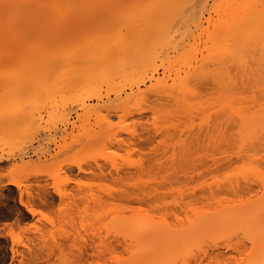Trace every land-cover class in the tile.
<instances>
[{
  "label": "rangeland",
  "instance_id": "1",
  "mask_svg": "<svg viewBox=\"0 0 264 264\" xmlns=\"http://www.w3.org/2000/svg\"><path fill=\"white\" fill-rule=\"evenodd\" d=\"M3 2L25 7L0 8V264H30L27 247L39 233L63 244L40 264H216L218 251L222 263L264 264L262 239L249 235L264 231V130L246 136L230 109L260 112L262 90L240 83L251 90L238 94L195 77L185 97L153 87L150 71L93 89L58 80L73 56L184 58L195 41L200 51L219 0ZM49 60L54 68L44 69ZM182 63L173 71L186 70ZM38 185L54 201L33 217L20 195ZM130 191L147 202L128 200ZM135 234L142 237L128 251Z\"/></svg>",
  "mask_w": 264,
  "mask_h": 264
},
{
  "label": "bare ground",
  "instance_id": "2",
  "mask_svg": "<svg viewBox=\"0 0 264 264\" xmlns=\"http://www.w3.org/2000/svg\"><path fill=\"white\" fill-rule=\"evenodd\" d=\"M259 3H260V0H219V4L217 6L219 17L215 23L216 28L214 27L215 28L214 30H211L210 33L209 32L207 33V35L208 34L209 35L203 41L204 43L201 41L203 44H202V48L200 49V51L198 50V47L195 45L197 43L195 41V44L190 45L191 49L186 50V51H191V54H190V52H188V54L185 52L187 55L185 57V55L183 53L185 51L184 50L182 52V55H184L183 56L184 58H182V56L178 57L179 61H178L177 57H175V58H177L176 60L174 57H172L173 60L176 61L175 62V61H172L171 60L172 58H170L168 56L162 57V56H158V54H157V56H155V54L150 55L149 53H148L149 55H147V56L145 55V56H141V57H137L138 55L137 56H134V55L120 56V54H119V56H117L116 54H114V55H112V54L111 55L110 54H107V55L101 54L99 56H97V55L92 56V54H91V56H87V57L81 56V58H79V57L73 58L74 57L73 56L72 58H66L63 60L64 66L62 65L63 67L61 66V68L64 70L62 73H65V74L62 75L63 77H60L61 79H58V80H62V78H64V80L62 82L64 83V85H67V86L70 84H73L75 86H79L81 84H87L89 87H91L93 89L92 85H95V83L98 82L97 80L103 81V79L104 80L106 78L109 79L112 76L115 77L116 74H117V76L122 75L126 78H129L131 76V74H135L137 72L140 73L141 71L142 72L143 71L144 72L150 71L151 75L149 76L150 77L149 79L154 81V82H151V84L154 85L153 87L158 88L159 91L165 90L166 88H169V87L172 88L171 90L177 89L178 92H180V90H181L182 92H180L179 94L182 93L185 97L190 94L191 87H190L189 83H190V80H191V82L195 81V77H196V80L198 78L203 79V77L205 78V80H206V77H207V79L211 78L218 85H220V88H222L228 92H235L238 94L239 93L243 94L244 92H247L249 89L251 90V88H247L248 85L250 84L249 87H253V88H254V86L258 87L259 90L260 91L262 90L264 93V87H263L264 85L260 87L262 81L264 83V18L261 17L259 8L244 7V5H247V4L258 5ZM150 21H151V19H150ZM198 43H200V42L198 41ZM142 44H143V42H142ZM141 48H142V46H141ZM193 49H196V52H195V50H194V52H192ZM202 49H203V51H202ZM197 51H199L200 53ZM198 53L201 55V57H199ZM121 55H123V54L121 53ZM57 59H59V58H57ZM42 60H45V59H42ZM49 61H51V60H49ZM40 62H42V61H40ZM53 62L55 63V61H51L50 63H46V64L40 63V64H42V66L45 65L44 69L50 70V69H52L51 67H53ZM179 62H181V63L183 62L182 64L185 63L187 66V69L186 70L181 69V68L179 69V67L178 68L176 67L175 68L176 72L173 71V66L175 67L176 66L175 64L179 63ZM56 64H58V63L56 62ZM185 64H184V66H185ZM60 65L61 64H59L58 66L56 65V66L59 68ZM162 66L164 68L163 69L164 71L162 72V74H160V69ZM58 68H56V69L58 70ZM59 70H60V68H59ZM181 70H184L183 71L185 73L184 75L181 74ZM43 71H40V72H43ZM172 72H175V74L173 73L175 75V77L172 78L173 84H170L169 81L172 77ZM140 76H139V78H140ZM124 80H125V78H124ZM128 80H130V79H128ZM198 80H200V79H198ZM56 82H57V84H56V86H57L59 81H56ZM62 82H60V83H62ZM240 83L241 84L243 83L244 85L248 84L247 87H245L248 90L246 89L247 91L244 90V91H242L243 92L242 93L240 90V87H239ZM252 84H255V85H252ZM262 87H263V89H262ZM253 94H254V92H253ZM187 103H188V101H187ZM230 109L232 110L233 114L237 115L240 118V122L242 121V123L244 125L243 127L246 128L245 135L246 134L252 135L253 133H255L254 131H257L258 129L261 131L264 130V107L260 112H254L253 114L250 113L249 115H247L248 113L247 114L244 113V111L241 109H235L233 107H231ZM10 112H9V114L6 115V117H8L10 115ZM16 112H15V114H13L14 118H16L15 116H18V113H16ZM13 113H14V111H13ZM21 113H23V112L20 111L19 114L21 115ZM11 116H9V118ZM252 131H253V133H251ZM262 134H264V133H262ZM255 136L256 135L254 134L251 139H253ZM256 137H258V135ZM152 138L153 137L148 138V140L145 138L143 140L148 144V141L150 142L152 140ZM247 142H249V141H247ZM130 146H132V144H130ZM155 149L157 150V147L154 148V151H155ZM243 150H244V148H243ZM247 152H249V151H247ZM247 152H245V153H247ZM101 167L102 166H98V168L100 170L99 175H98V173L95 172V174H97V177L100 176V178L102 176H104V174H105L104 169ZM93 173H94V171H93ZM93 173H92V175L95 176V174H93ZM13 185L17 186L18 189L22 188V185L18 182H17V184H13ZM137 187L139 188V191L145 193V191H144L145 189H143L144 187L142 188V187L136 185V187H135L136 190L138 189ZM37 188L38 189H35V190L31 189V188L27 189L25 191V193H27L26 199H24V197H23L24 193H22L24 190L21 192V195H20L21 196L20 197V204L23 207H25L27 212L29 214H31L33 217H37V215L38 216L43 215L44 209H47V207H50V204H52V201H54V200L51 201L49 198V196L51 195V191H50L48 185H46V186L38 185ZM53 188H55L53 190V191H55V193H60V195L63 194L62 191L57 186H55ZM126 197L128 198V200H133V201H136L140 204L147 202L146 199L142 195H140L139 193H137V195H135L134 193H131V191L127 192ZM83 198H80V199L83 200ZM122 198H124V194L122 195ZM21 201H23V203H21ZM152 205H151V207H154V205L153 206ZM140 206H142V205H140ZM140 206L137 207L138 210H139ZM29 208L33 209L34 211H29ZM142 209H143V206H142ZM142 209H140L139 212ZM23 218H24V216H23ZM248 234L249 233H247V235ZM44 235L45 234H40V233H39V235H36L37 243L34 242V246L36 247V249L33 248L34 246L31 247L30 245H28V247H27L31 253V255H30L31 259L29 258L31 260L30 264H40L41 260H43V262H44L45 259L46 260L51 259L52 256H54L56 254V250L61 249L63 246L62 243L57 242V241H53V243H49L48 241H44L45 240L44 238L46 237V236L44 237ZM204 235H203V238H204ZM249 235L251 236V238L252 237L253 238H261L262 232L256 233V234L254 233V235L253 234H249ZM66 237H68V236H66ZM66 237L64 236L65 240H68V239H66ZM141 237H142V234H140V235L135 234L132 236L131 235L128 236V238H127V245H128L127 250L131 251L133 247L137 246V244H138L137 241H139V239ZM13 251H14V254L17 255L18 250L15 249V247L13 248ZM197 253H195V254H197ZM221 253L222 252L218 251L217 255H220V257L218 256L217 261L220 260V258H224V257H221ZM193 255L194 254H192V258H196V256L195 255L193 256ZM229 256L231 257V259H233L235 255L234 256L229 255ZM197 257H198V254H197ZM215 257H217V256H215ZM192 260H195V259H192ZM217 261H216V264H230V263H222L220 261H218V262ZM202 263L203 262H201L199 264H202Z\"/></svg>",
  "mask_w": 264,
  "mask_h": 264
},
{
  "label": "snow or ice",
  "instance_id": "3",
  "mask_svg": "<svg viewBox=\"0 0 264 264\" xmlns=\"http://www.w3.org/2000/svg\"><path fill=\"white\" fill-rule=\"evenodd\" d=\"M20 7H25L24 5H19V4H12V3H7L3 2V0H0V8H2L6 13L8 10L13 9V8H20ZM92 7H103V5H92ZM244 7H249V8H259L261 17L264 18V0H260V3L258 5L256 4H247L244 5ZM10 55V54H8ZM5 177L8 178V182L11 184H17V180L12 178L11 176V171L6 172ZM23 203V201H21ZM29 211H34L33 209L29 208ZM262 243H264V231H262ZM117 260H120V257H116ZM175 264H179V261L175 262Z\"/></svg>",
  "mask_w": 264,
  "mask_h": 264
}]
</instances>
